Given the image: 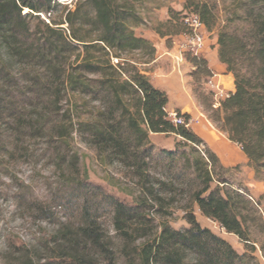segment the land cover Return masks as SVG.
Listing matches in <instances>:
<instances>
[{
  "label": "trees",
  "instance_id": "1",
  "mask_svg": "<svg viewBox=\"0 0 264 264\" xmlns=\"http://www.w3.org/2000/svg\"><path fill=\"white\" fill-rule=\"evenodd\" d=\"M231 1L236 7L234 19L228 17L223 24L219 22V0H185L182 11L168 7L169 18L158 22L153 30L170 44L174 35L188 30L185 12L197 15L208 31L220 26L219 59L233 74L236 89L214 109L213 92L202 87V79L211 77L212 71L205 58L194 54L188 57L194 68L192 90L203 107L212 111L209 119L215 127L241 146L258 176L264 171V0ZM60 4L59 0H0V49L6 53L0 64V78L6 88L0 91V120L19 113L30 94L40 98L53 114H59L67 96L76 112L81 108V96L87 98L85 107L98 103L100 106L84 111L85 117H77L76 130L99 154L132 168L142 180L146 197L131 205L103 195L105 205H110L114 228L124 241L118 249L93 217V198L101 195L84 183L73 187V197L85 196L77 203L76 220L64 223L47 241L42 254L22 255L23 264H97L100 258L117 264L120 253L134 264H253V257L238 253L229 241L203 227L194 214L196 203L205 217L245 241H250L252 227L264 235V218L244 188L239 187L241 192L212 187L214 172L224 168L218 156L190 127V114L176 110L185 121L172 120L167 111L168 93L154 86L141 68L157 54L153 42L135 32V27L147 21L141 12L144 0H76L58 21L50 18L41 21L42 29L32 27L34 18L52 16ZM233 21H238L236 27ZM65 23L69 34L61 26ZM76 52V62L70 63ZM11 63L32 72L20 96L14 94L17 85L8 67ZM65 130L60 126L58 136L65 138ZM150 133L175 134L195 152L205 146L206 156L191 159L180 154L187 163L179 169L177 153L164 151L174 178L190 177L189 182L198 183L184 215L189 227L175 229L166 220L172 215L169 208L176 198L170 195L167 199L152 186ZM180 145L178 142L176 146ZM182 180L184 183L186 179ZM171 186L166 190L176 192ZM152 212L163 220L156 223ZM138 238H144L141 245H135Z\"/></svg>",
  "mask_w": 264,
  "mask_h": 264
},
{
  "label": "rangeland",
  "instance_id": "2",
  "mask_svg": "<svg viewBox=\"0 0 264 264\" xmlns=\"http://www.w3.org/2000/svg\"><path fill=\"white\" fill-rule=\"evenodd\" d=\"M59 1L61 4L57 13L52 16L42 14L40 18L32 20L31 25L34 29H42L41 21L48 22L50 18L56 21L61 19L67 7H73L76 0ZM184 2L185 0H144L141 12L147 21L144 25L135 27L136 34L141 36L148 31L155 33L153 28L157 23L169 18L168 7L182 11ZM235 8L234 2L231 0L225 2L219 0L220 24H223L228 17L234 19ZM185 14L191 13L185 12ZM237 23L238 21H233V27H236ZM61 26L67 34L70 33L68 24L65 23ZM219 27L212 31L206 29V40L211 47L215 46V42L218 43ZM179 36L174 35L170 44H167L165 38L163 39L166 47L173 52L178 50V54L184 55V61H181L180 66L178 65L175 69L172 62L174 57L167 55L170 59L166 60L165 64H168L166 67L162 66V69H170V71L176 72L180 78L189 75L192 90L194 81L191 73L194 68L188 57L194 54L187 50L189 49L187 46L182 48L181 44L186 42ZM5 54L0 49V64L5 60ZM76 55L77 52L72 55L70 63L76 62ZM127 57L130 58V56ZM114 62L116 63L117 60L114 59ZM149 64L141 65V68L145 72H154L153 79L148 76L154 86L157 88L170 86L165 74L162 71L157 73ZM8 67L12 69L11 75L17 85L14 94L20 96L21 91L28 85L27 79L32 72L24 69L18 63H11ZM208 79H202V87L206 92H213V108L216 109L220 104L217 107L214 104L218 101L220 103L222 99L220 100L217 93L211 89L212 86ZM178 80H172L170 86L172 96L175 92L182 90V84L174 85ZM3 89H6L5 84L0 78V91ZM27 97L24 105L21 104L19 113L12 116L7 114L0 120V264H23L25 259L21 257L22 255H26V253L42 254L47 241L56 235V231L61 229L64 223L76 220L73 215L78 212L77 203L79 200L84 201L85 196L73 197L72 189L73 187L79 188L78 186L83 183L101 195L98 198H93L92 203L95 207L93 217H97L102 229L112 237V246L120 249L124 241L114 228L113 214H111L110 205H105L103 195H111L127 204L135 205L144 200L146 189L132 168L107 154H99L98 150L86 140L87 138L79 130H76L75 122L79 119L77 117H85L84 111L89 112L93 110L94 105L99 104L93 102L85 107L87 98L81 96L78 100L81 108L76 112L73 100H69V96H67L61 104L62 109L59 114H53L42 105L40 98L38 99L32 94ZM195 98L197 99L196 96ZM197 101L209 119L212 111L206 110L198 99ZM167 111L176 113V110L172 111L169 105H167ZM170 117L172 118V116ZM60 126L66 127L65 138L58 136ZM150 142L154 153L149 163L152 186L162 192L167 199L171 197L170 195H175L176 198L169 208L172 215L166 220L175 229L189 227L184 215L188 209L187 205L190 203L191 191L197 188L198 183L189 182L190 174H187L188 178H174L166 164L169 159L165 157L164 151L177 153L179 169L181 165L187 163L180 154L184 153L191 159L200 154L206 156L205 146H201L199 152H195L191 144L185 142L181 137L163 133H150ZM178 142L181 145L177 147ZM162 154L163 156H161ZM158 155L161 156L160 161ZM182 179H186L184 183ZM168 185L175 187L176 192L166 190ZM217 185L225 189L244 188L264 218V198H260L264 195V171L257 176L251 164L246 167L238 165L219 168L217 173L214 172L212 187L215 188ZM259 199H261V203L258 205ZM40 209L46 210V213L41 212ZM193 210L203 227L209 228L221 238L229 241L238 253L253 257L255 259L253 264H264V251L261 250L264 247V235L257 229L252 227L250 241H245L233 233H228L218 222L205 217L196 203H193ZM153 217L156 223L163 220L156 213H153ZM143 241L144 238H138L135 245H141ZM116 259L117 264H134V261L126 258L124 253H120ZM108 262L101 258L97 260V264H108Z\"/></svg>",
  "mask_w": 264,
  "mask_h": 264
},
{
  "label": "crops",
  "instance_id": "3",
  "mask_svg": "<svg viewBox=\"0 0 264 264\" xmlns=\"http://www.w3.org/2000/svg\"><path fill=\"white\" fill-rule=\"evenodd\" d=\"M142 36L151 40L157 49L156 58L149 64V66L153 67L157 73L162 71L170 86L172 80L175 79L179 80L174 85H183L182 90L175 92L174 96L171 95L170 86L159 88L168 93V105L171 107V110H180L183 114L188 113L191 115L189 125L218 156L220 163L224 167L230 168L238 165L246 167L249 164V159L243 152L241 146L229 140L227 135L218 130L203 113L201 106L191 90L189 75L180 78L176 72L172 70L170 71V69H162V66L164 67L165 65L166 67L168 64H165L166 60L170 59L167 55H172L174 57L172 62L174 63L175 69L178 65L180 66L181 62L176 59V57L180 55L178 54L179 52H177L178 50L173 52V50L166 47L163 38L151 31H148ZM179 38L183 39L182 36H179ZM214 44L215 46L211 47L206 40V44L199 56L208 61L209 68L212 71V76L209 77L208 80L212 81V84H210L212 86L211 89L217 93V97L221 100L227 97L230 93H233L236 89V85L233 74L227 70V66L219 59L218 43L215 42ZM146 73L148 76H151V79H153L152 74H154V72L148 71Z\"/></svg>",
  "mask_w": 264,
  "mask_h": 264
},
{
  "label": "built area",
  "instance_id": "4",
  "mask_svg": "<svg viewBox=\"0 0 264 264\" xmlns=\"http://www.w3.org/2000/svg\"><path fill=\"white\" fill-rule=\"evenodd\" d=\"M184 20L188 26V30L180 36H182L183 40H185V44L182 43L181 46L184 48L187 46V49L190 53L195 55H199L203 50L206 44V28L205 25L200 21L199 17L193 13L186 14ZM179 62L184 60V55L180 53L177 57ZM209 84H212V81H209ZM219 101L214 104L215 107L219 106ZM172 116V120L175 123H183L185 120L182 116L178 117L177 113H169Z\"/></svg>",
  "mask_w": 264,
  "mask_h": 264
}]
</instances>
